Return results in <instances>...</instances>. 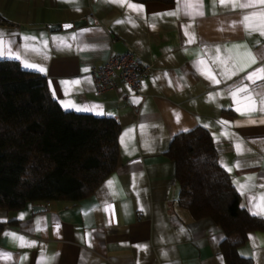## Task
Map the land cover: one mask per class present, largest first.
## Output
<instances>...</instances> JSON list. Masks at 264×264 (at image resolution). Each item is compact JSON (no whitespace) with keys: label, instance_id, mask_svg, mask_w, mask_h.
I'll use <instances>...</instances> for the list:
<instances>
[{"label":"crops","instance_id":"crops-1","mask_svg":"<svg viewBox=\"0 0 264 264\" xmlns=\"http://www.w3.org/2000/svg\"><path fill=\"white\" fill-rule=\"evenodd\" d=\"M260 13L257 0H0V15L13 24L0 25V61L45 75L64 111L114 117L122 128L119 167L92 196L0 209V264H227L223 230L178 207L166 153L178 134L206 128L243 206L260 212L264 79H247L264 75ZM87 18L93 23L80 28H50ZM128 51L151 68L139 94L119 80L98 94L93 70ZM240 254L264 264V231L251 233Z\"/></svg>","mask_w":264,"mask_h":264},{"label":"trees","instance_id":"trees-1","mask_svg":"<svg viewBox=\"0 0 264 264\" xmlns=\"http://www.w3.org/2000/svg\"><path fill=\"white\" fill-rule=\"evenodd\" d=\"M0 25L13 26L1 15ZM121 131L114 117L64 111L45 75L0 61V209L92 196L119 167ZM166 155L175 164L178 207L223 230L227 264H253L240 250L251 233L264 231V220L243 206L210 131L197 127L178 134ZM5 226L0 222V235Z\"/></svg>","mask_w":264,"mask_h":264},{"label":"built area","instance_id":"built-area-1","mask_svg":"<svg viewBox=\"0 0 264 264\" xmlns=\"http://www.w3.org/2000/svg\"><path fill=\"white\" fill-rule=\"evenodd\" d=\"M150 72L151 68L143 66L131 51L112 54L104 64L93 70L96 92L103 94L114 90L119 80L134 94H139Z\"/></svg>","mask_w":264,"mask_h":264},{"label":"snow or ice","instance_id":"snow-or-ice-1","mask_svg":"<svg viewBox=\"0 0 264 264\" xmlns=\"http://www.w3.org/2000/svg\"><path fill=\"white\" fill-rule=\"evenodd\" d=\"M220 2L223 4V3H225V0H220ZM257 2L259 3V4H261V5H264V0H257ZM188 5H186V7H187ZM241 7H255V4H252V3H245V4H242V5H240ZM131 7H133L134 9H136L137 8V6L136 5H132ZM170 15H175L176 13H169ZM257 15V13H253L251 16H245L244 17V23L246 24V26H248V22L253 18V17H255ZM260 16H261V18L262 19H264V13H260L259 14ZM68 27H70V26H68ZM261 35H264V29H262L261 30ZM237 47H239V46H237ZM251 54L249 53V56H250ZM251 62L252 63H255V58L254 57H252L251 58ZM26 66L27 67H31V68H36L38 71H40V72H45L46 71V69L45 68H43V67H40V66H38V65H35V64H26ZM258 72L259 73H261V74H264V67H262V68H260V69H258ZM212 80H213V82H215V83H219V81L218 80H216L215 79V77L213 76V77H210ZM257 78H259V79H264V75H261V76H257V73L256 72H253V73H250L248 76H247V79L248 80H250V81H253V83H255V79H257ZM77 83H79L78 81H77ZM238 92H247V88L246 87H243V88H239V89H237L236 90V92H233V96L235 97L236 95H237V93ZM257 95H260L261 96V101H260V103H261V105H262V107L259 109L261 112H264V92H258L257 93ZM74 107V106H73ZM76 110L77 111H81V110H89V109H82V108H76ZM256 110V108H255V102H253V107L251 108V111H255ZM237 111H240V109L239 108H237ZM254 122V121H253ZM239 147V146H238ZM237 167H239V165H237ZM229 171H231V169L229 168ZM111 181H109V184L111 185ZM241 187L243 188L244 186L243 185H241ZM259 200H260V204L259 205H257V207L258 208H260V212H254L253 214L254 215H258V214H262V213H264V196H261L260 198H259Z\"/></svg>","mask_w":264,"mask_h":264},{"label":"water","instance_id":"water-1","mask_svg":"<svg viewBox=\"0 0 264 264\" xmlns=\"http://www.w3.org/2000/svg\"><path fill=\"white\" fill-rule=\"evenodd\" d=\"M88 23H93V20L91 18H87L85 20H81V21H78V22H75L72 24H65L63 26H51L50 28L51 29H61L62 28L64 30H67V29H71L73 27L80 28V27L87 25ZM68 26H70V27H68ZM43 209L44 208L42 206L37 205V206H35L34 211L39 212Z\"/></svg>","mask_w":264,"mask_h":264}]
</instances>
